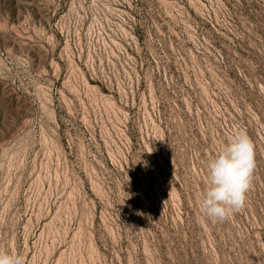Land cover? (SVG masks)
<instances>
[{"label": "rangeland", "instance_id": "1", "mask_svg": "<svg viewBox=\"0 0 264 264\" xmlns=\"http://www.w3.org/2000/svg\"><path fill=\"white\" fill-rule=\"evenodd\" d=\"M255 147L244 208L208 163ZM0 250L25 264H264V0H0Z\"/></svg>", "mask_w": 264, "mask_h": 264}, {"label": "clouds", "instance_id": "2", "mask_svg": "<svg viewBox=\"0 0 264 264\" xmlns=\"http://www.w3.org/2000/svg\"><path fill=\"white\" fill-rule=\"evenodd\" d=\"M207 167L200 209L213 222H223L244 208L252 187L255 147L247 132L237 130ZM0 264H25V259L15 251L0 250Z\"/></svg>", "mask_w": 264, "mask_h": 264}]
</instances>
